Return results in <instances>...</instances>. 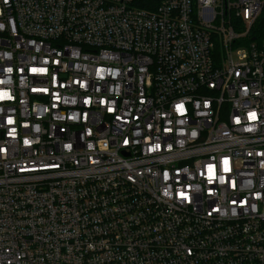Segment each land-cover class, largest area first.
Instances as JSON below:
<instances>
[{"label":"built area","instance_id":"obj_1","mask_svg":"<svg viewBox=\"0 0 264 264\" xmlns=\"http://www.w3.org/2000/svg\"><path fill=\"white\" fill-rule=\"evenodd\" d=\"M263 7L0 0V264H264Z\"/></svg>","mask_w":264,"mask_h":264},{"label":"trees","instance_id":"obj_2","mask_svg":"<svg viewBox=\"0 0 264 264\" xmlns=\"http://www.w3.org/2000/svg\"><path fill=\"white\" fill-rule=\"evenodd\" d=\"M163 1L164 0H133V4L142 9L154 11L158 9V7ZM255 29L259 34V36L264 37V7L261 16L259 17L257 23L255 24Z\"/></svg>","mask_w":264,"mask_h":264},{"label":"snow or ice","instance_id":"obj_3","mask_svg":"<svg viewBox=\"0 0 264 264\" xmlns=\"http://www.w3.org/2000/svg\"><path fill=\"white\" fill-rule=\"evenodd\" d=\"M178 107H182V106H178ZM252 118H253V119L255 118V114H252Z\"/></svg>","mask_w":264,"mask_h":264},{"label":"rangeland","instance_id":"obj_4","mask_svg":"<svg viewBox=\"0 0 264 264\" xmlns=\"http://www.w3.org/2000/svg\"><path fill=\"white\" fill-rule=\"evenodd\" d=\"M260 16H261V14H260ZM254 31L257 32L255 28H254Z\"/></svg>","mask_w":264,"mask_h":264}]
</instances>
